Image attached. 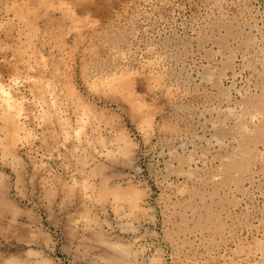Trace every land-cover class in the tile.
Wrapping results in <instances>:
<instances>
[{"label": "rangeland", "instance_id": "374dc122", "mask_svg": "<svg viewBox=\"0 0 264 264\" xmlns=\"http://www.w3.org/2000/svg\"><path fill=\"white\" fill-rule=\"evenodd\" d=\"M0 264H264V0H0Z\"/></svg>", "mask_w": 264, "mask_h": 264}, {"label": "bare ground", "instance_id": "6f19581e", "mask_svg": "<svg viewBox=\"0 0 264 264\" xmlns=\"http://www.w3.org/2000/svg\"><path fill=\"white\" fill-rule=\"evenodd\" d=\"M251 29H252V28H251ZM226 103H227V102H226ZM229 103H230V102H229ZM226 105H227V104H226ZM233 107H234V106H233ZM225 108H227V107H225ZM237 109H238V108H237ZM234 112H235V111H234ZM229 116H230V115H229ZM229 116H228V117H229ZM238 116H239V115H238ZM228 117H227V118H228ZM209 121H210V120H209ZM215 139H216V138H215ZM217 141H218V140H217ZM219 143H220V142H219Z\"/></svg>", "mask_w": 264, "mask_h": 264}]
</instances>
